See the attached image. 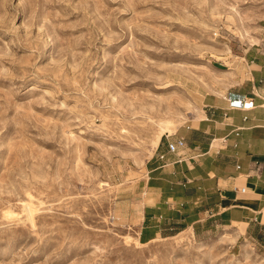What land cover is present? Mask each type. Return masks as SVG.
<instances>
[{"label": "rangeland", "instance_id": "374dc122", "mask_svg": "<svg viewBox=\"0 0 264 264\" xmlns=\"http://www.w3.org/2000/svg\"><path fill=\"white\" fill-rule=\"evenodd\" d=\"M263 24L264 0H0V264H264L115 220L160 124L199 118Z\"/></svg>", "mask_w": 264, "mask_h": 264}, {"label": "crops", "instance_id": "0c3cea01", "mask_svg": "<svg viewBox=\"0 0 264 264\" xmlns=\"http://www.w3.org/2000/svg\"><path fill=\"white\" fill-rule=\"evenodd\" d=\"M264 29V24H263ZM242 48L232 83L210 96L199 118L164 134L143 176L118 199L115 220L149 243L183 230L230 234L264 253V35ZM253 99L252 108L230 106ZM184 137L173 152L169 142Z\"/></svg>", "mask_w": 264, "mask_h": 264}, {"label": "built area", "instance_id": "2783aa9c", "mask_svg": "<svg viewBox=\"0 0 264 264\" xmlns=\"http://www.w3.org/2000/svg\"><path fill=\"white\" fill-rule=\"evenodd\" d=\"M230 106L235 108H239V107L252 108L254 107V100L244 99V98L231 99ZM263 107H264V103H263ZM185 145H186V140L184 137L179 138L176 142L168 143L169 149L173 152L177 151L179 147H184Z\"/></svg>", "mask_w": 264, "mask_h": 264}, {"label": "bare ground", "instance_id": "6f19581e", "mask_svg": "<svg viewBox=\"0 0 264 264\" xmlns=\"http://www.w3.org/2000/svg\"><path fill=\"white\" fill-rule=\"evenodd\" d=\"M172 122L171 121H163L161 124H160V133H159V135L157 136V138H156V141L154 142V143H157L158 142V140H160V137H162L161 135H162V133H164L165 131H173L174 130V128L172 127ZM158 145V144H157ZM156 146V145H155Z\"/></svg>", "mask_w": 264, "mask_h": 264}]
</instances>
